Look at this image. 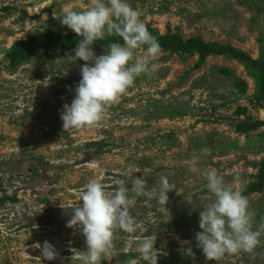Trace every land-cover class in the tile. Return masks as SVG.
I'll return each mask as SVG.
<instances>
[{
	"label": "rangeland",
	"instance_id": "rangeland-1",
	"mask_svg": "<svg viewBox=\"0 0 264 264\" xmlns=\"http://www.w3.org/2000/svg\"><path fill=\"white\" fill-rule=\"evenodd\" d=\"M127 2L161 34L220 42L250 61L228 52L197 67L196 54L160 50L156 71L138 76L101 121L65 131L60 113L74 99L80 68L89 62L46 42L15 69L7 62L19 40L34 34L42 40L46 29L73 32L57 18L64 7L87 8L88 0H0V264H83L85 238L66 224L93 179L108 193L118 181L128 186L136 225L131 234L114 230L102 264H146L137 251L145 238L156 241L158 264H264V189L244 193L258 180L264 125L248 134L235 130L239 120L264 121V99H256L264 79V0ZM92 47L97 56L105 54V48ZM239 107L247 113L238 114ZM194 157L199 173L189 169ZM213 169L248 200L253 230L261 231L252 252L219 261L207 260L195 239L202 231L200 211L215 199L204 178ZM161 176L174 188L167 205L132 191L138 178L146 190L158 189ZM45 241L55 246L56 259L40 255Z\"/></svg>",
	"mask_w": 264,
	"mask_h": 264
},
{
	"label": "clouds",
	"instance_id": "clouds-1",
	"mask_svg": "<svg viewBox=\"0 0 264 264\" xmlns=\"http://www.w3.org/2000/svg\"><path fill=\"white\" fill-rule=\"evenodd\" d=\"M57 19L81 37L74 49V60L89 62L80 68L81 79L74 99L60 113L62 127L65 131L91 127L102 120L106 107L115 103L138 76L156 71L160 46L127 0H88L87 8L82 10L64 7ZM112 36L120 37L123 43L113 42L105 48V54L97 56L92 46ZM142 46H146L143 54L134 59L136 50ZM208 152L209 149H203V154ZM198 163L195 157L189 162L192 173L200 172ZM204 178L215 199L200 211L202 231L195 235L197 247L209 261H219L225 254L252 252L261 231L253 230L248 200L216 170L204 172ZM117 183L118 188L108 193L99 181L90 180L81 196L82 204L73 208L67 221V227L78 228L85 238L83 264H102L112 248L115 229L129 234L136 231L129 214L133 200L128 186L123 181ZM131 188L137 195L144 194L161 205H167L168 193L174 189L166 176L159 178L158 189L146 190L140 178L133 181ZM155 242L151 238L137 242V251L146 264H158ZM39 248L44 259H56L58 253L50 242L45 241ZM186 254L192 255V249L187 248Z\"/></svg>",
	"mask_w": 264,
	"mask_h": 264
},
{
	"label": "trees",
	"instance_id": "trees-1",
	"mask_svg": "<svg viewBox=\"0 0 264 264\" xmlns=\"http://www.w3.org/2000/svg\"><path fill=\"white\" fill-rule=\"evenodd\" d=\"M5 9L8 8L6 7ZM145 26L148 29L149 33L158 42L160 50L170 51L173 53H178L180 55H198L199 61L198 64H196L197 67H201L206 62V60L213 55H221L228 52V55L231 53V55L236 56L242 61H250V57L248 55L229 45H223L220 42L215 41L207 42L200 37L184 39L179 35L161 34L157 29L152 28L150 25ZM39 39V36L37 34H34L27 40H19L15 42V44L11 48L9 60L7 62L10 70L15 69L21 61H28L32 57H34L38 53L39 47L44 42L62 51H73L76 48L81 37H79L74 32L63 34L54 32L51 29H46L44 38H42V40ZM113 42L123 43L120 37L112 36L106 38L105 40L97 41L94 45L100 46L102 48H107L108 45ZM260 66L263 67L264 72V61L260 62ZM258 93L259 95L256 96V99L259 101L264 99V79ZM237 113L246 114L247 108L239 107L237 109ZM263 125L264 121L262 120L252 121L249 118H246L245 120H239L235 123V130L238 133L248 134ZM257 164L259 165V173L257 175L258 180L250 183L249 187L244 191L245 194L251 192H260L264 189V159ZM131 255L132 254H122V256L126 257H129Z\"/></svg>",
	"mask_w": 264,
	"mask_h": 264
}]
</instances>
